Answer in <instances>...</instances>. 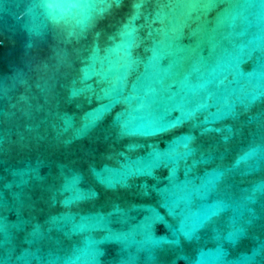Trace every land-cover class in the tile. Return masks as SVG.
Masks as SVG:
<instances>
[{"label": "water", "instance_id": "95a60500", "mask_svg": "<svg viewBox=\"0 0 264 264\" xmlns=\"http://www.w3.org/2000/svg\"><path fill=\"white\" fill-rule=\"evenodd\" d=\"M0 264H264V0H0Z\"/></svg>", "mask_w": 264, "mask_h": 264}]
</instances>
